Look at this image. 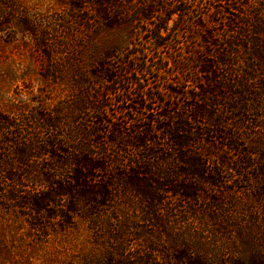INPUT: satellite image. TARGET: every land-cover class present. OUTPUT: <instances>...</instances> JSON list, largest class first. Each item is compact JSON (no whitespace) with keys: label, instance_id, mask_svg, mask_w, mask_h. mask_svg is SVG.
I'll return each mask as SVG.
<instances>
[{"label":"trees","instance_id":"obj_1","mask_svg":"<svg viewBox=\"0 0 264 264\" xmlns=\"http://www.w3.org/2000/svg\"><path fill=\"white\" fill-rule=\"evenodd\" d=\"M61 4L0 0L41 57L34 104L0 113V212L85 233L64 264H264V0Z\"/></svg>","mask_w":264,"mask_h":264},{"label":"rangeland","instance_id":"obj_2","mask_svg":"<svg viewBox=\"0 0 264 264\" xmlns=\"http://www.w3.org/2000/svg\"><path fill=\"white\" fill-rule=\"evenodd\" d=\"M13 1L35 20L54 19L67 11L61 4L64 0ZM147 39H151V34L144 32L143 40ZM39 54L29 33L12 27L0 30V113L16 110L23 104H34L30 99L38 96L39 85L35 77L39 73ZM157 55L167 57L170 66L172 58L179 57L176 51L170 52L165 46L158 49ZM149 82L154 91L159 89L157 85L162 87L152 79ZM158 91L164 92L162 88ZM22 227L13 215L0 212V264H64L79 256L88 244L85 233L70 230L68 235H56L45 241L29 235Z\"/></svg>","mask_w":264,"mask_h":264}]
</instances>
